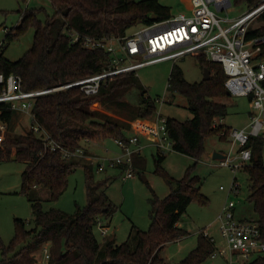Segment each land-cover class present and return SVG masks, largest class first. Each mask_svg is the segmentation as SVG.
<instances>
[{
    "label": "trees",
    "instance_id": "trees-1",
    "mask_svg": "<svg viewBox=\"0 0 264 264\" xmlns=\"http://www.w3.org/2000/svg\"><path fill=\"white\" fill-rule=\"evenodd\" d=\"M55 9L45 25L38 20L37 10H27L20 26L9 30L0 50V74L19 75L24 91H38L67 85L89 78L103 71L109 53L90 51L79 43H72L71 34L95 39L124 38L138 25H151V18L158 22L172 17L171 9L159 0H49ZM263 0H239L250 10ZM261 25L251 29L247 40L264 38V14ZM28 28L34 30L32 48L18 61L4 57L10 42L17 39ZM204 72L210 70V79L200 83H189L183 70L174 65L169 79V91L186 98L188 110L193 118L186 122L167 119V133L175 153L188 156L194 162L181 180H174L161 168L165 154H157V173L163 174L170 186V194L153 204L152 224L148 232L135 226L125 243L118 245L114 239L100 242L98 222L105 221L107 227L116 211L106 194L107 181L95 184L92 165L85 160H66L59 152H51L45 142L33 130L22 135H11L18 116L2 109L0 118L9 122V132L0 143V162L17 161L26 165L22 173V193L30 199L34 189L43 187L50 192L52 201L58 200L68 188V178L79 166L86 170L88 203L72 215L60 210L44 211L42 204L32 201L35 228L26 230L27 222L16 219V236L10 247H2L4 259L0 264H36L34 254L46 245L50 247L52 264H168L162 257L164 247L187 237L189 233L179 226L181 217L193 201L207 203L201 193L200 178L192 175V168L202 159L205 139L221 129L217 119L228 115L222 100L231 96L225 88L226 74L220 64L210 63L203 54H195ZM264 59V45L259 56ZM264 87V81L262 82ZM2 88L0 87V93ZM136 91L140 103L132 105L123 99ZM117 108L129 121L151 118L156 113V102L147 97V90L135 73L121 75L103 85L98 95L85 96L79 88L51 93L37 99L33 113L35 124L40 126L56 142L69 149L82 146L84 141L126 139L130 124L111 121L94 106ZM100 116L101 121H96ZM99 136V137H98ZM222 139L227 137L222 136ZM251 150V162L242 167L249 177L248 202L257 215V222L264 241V139L252 137L246 146ZM135 169L144 170L142 155L134 157ZM138 171V170H137ZM98 230V231H97ZM100 233V232H99ZM101 235V234H100ZM23 242L19 251L13 246ZM215 250L211 239L202 233L197 247L178 264H203ZM12 252V257H7ZM248 264H264L260 256Z\"/></svg>",
    "mask_w": 264,
    "mask_h": 264
},
{
    "label": "rangeland",
    "instance_id": "rangeland-1",
    "mask_svg": "<svg viewBox=\"0 0 264 264\" xmlns=\"http://www.w3.org/2000/svg\"><path fill=\"white\" fill-rule=\"evenodd\" d=\"M159 1L163 6L171 9L172 16L182 12L189 14L186 8L190 5L191 0ZM231 3L232 7L229 11L218 12L220 19L234 22L249 10L246 4L240 3L239 0H231ZM27 10L39 11L37 17L43 25H45L48 17L55 13V9L49 0H0V41L5 40V28L12 30L21 25L22 16ZM231 22L225 21L222 26L228 28ZM260 25L261 22L258 18L252 22L250 29H255ZM141 26L138 25L129 33L132 34ZM33 42L34 30L28 28L17 39L4 45V47L7 46L4 57L12 62L18 61L32 48ZM174 65H178L183 70L184 78L189 83H200L204 80L205 74L195 55H188L177 61L168 60L140 68L137 71V77L147 90V97L156 102V113L151 118L131 122L117 108H107L102 105L93 107L94 110L111 121L129 123L130 127L126 133L128 136H139L141 145L144 147L142 155L146 160L144 170L137 168L138 171L136 170L134 178L123 180L122 170L119 168H107L105 172H99L96 165H92L89 159H85V163H90L93 166L92 176L95 184L104 183L108 180V187L105 188L106 194L112 204L116 206V211L109 222L110 227L107 236L102 237L99 232L96 233L100 242L105 239H114L118 245H121L126 242L134 226L142 232H148L152 224L151 212L154 202L156 200L162 201L170 194L171 188L163 174L156 171L159 152L156 148L150 147L152 141H155L154 136H151L149 131H140L136 124L147 126L149 130L156 129L159 113L162 118H172L180 122H186L193 118L192 113L188 110L186 98L180 94L173 95L168 89L170 74ZM123 100L132 105H137L140 103L141 96L134 91ZM157 100L159 101L157 102ZM222 102L228 108V115L223 118L222 126L230 129L245 128L250 121L249 113L252 109L250 100L245 97H229ZM96 121H101L100 116L97 117ZM14 126L11 135L25 134L30 130L31 120L26 116H17ZM224 132L225 129H221L217 134L210 135L205 139L202 159L192 168V175L198 176L201 180V193L207 198V203L202 205L197 200L193 201L187 212L181 217L179 225L189 235L164 247L162 257L168 264H178L185 259L197 247L199 235L203 231H207L209 236L216 241L217 246L224 245L219 232L218 217L226 203L234 201L237 204L235 209L237 219L256 221L258 218L252 204L248 202L250 183L247 173L241 168L235 174L230 168L220 166L221 160L213 159L216 152L223 153L225 156L231 152V142L228 139H222V136L225 137ZM100 139L102 140L99 137L96 140L82 143L90 158H114L121 153L115 139L98 142ZM165 156L161 168L163 173L174 180H181L194 164L188 156L174 151L166 152ZM25 169L26 165L22 162H0V261L4 259L2 247H10L16 236V219L25 220L28 231L35 228L32 201L40 202L44 211L60 210L70 215L76 213L78 208L83 209L88 203L87 175L83 167H77L69 176L67 190L55 201L50 199V192L43 187L34 189L30 194L32 201L22 193V173ZM235 178L241 186V193L239 196L229 197L228 190ZM221 187L226 190L222 191ZM22 247L23 242H18L13 246V251H19ZM42 251L34 254L36 264L43 263ZM12 255L11 252L7 257L10 258ZM203 264L228 263L222 258L215 260L209 258Z\"/></svg>",
    "mask_w": 264,
    "mask_h": 264
},
{
    "label": "built area",
    "instance_id": "built-area-1",
    "mask_svg": "<svg viewBox=\"0 0 264 264\" xmlns=\"http://www.w3.org/2000/svg\"><path fill=\"white\" fill-rule=\"evenodd\" d=\"M231 7V0H191L189 14L182 12L162 22L142 25L124 38L95 39L73 33L72 43H79L90 51L102 50L109 53L103 71L71 84L38 91H24L23 80L19 75L0 74V114L2 109H5L18 116L28 117L31 120L30 129L36 136L45 142L51 152L61 153L66 160L89 159L92 165L97 166L99 172H105L107 168H119L122 170L123 180L132 179L136 173L134 157L142 155L144 150L138 136L115 139L121 149L117 157L92 159L83 146L76 149L66 148L35 124L33 109L37 99L70 88H79L85 96L94 97L100 93L105 83L121 75H137L140 68L148 65L203 54L210 63L223 67L226 74L225 88L231 97H245L251 101L252 109L247 128L229 129L224 133L234 148L231 154L220 161V166L228 167L236 174L251 162V150L246 148L250 139H264V59L259 58L264 38L247 40L252 22L264 14V0L234 22L220 19L218 12L229 11ZM225 21L231 22L228 28L222 26ZM8 31L9 29L5 28V32ZM2 47L3 41H0V50ZM158 116L159 122L153 133L156 139L151 146L159 153L165 154L173 151V144L167 133V119L162 118L160 113ZM221 124L222 120L217 119L214 126ZM8 132L9 122L0 118V143L4 142ZM221 190L226 189L221 187ZM228 193L229 197L240 195L241 186L236 178ZM236 205L234 201L226 203L218 217L219 232L224 245L217 246L207 231L201 233L215 245L211 259L222 258L228 264L250 263L264 256V241L257 221L236 218ZM97 228L102 237L107 236L109 227L105 221L100 220ZM42 250L41 264H52L49 245Z\"/></svg>",
    "mask_w": 264,
    "mask_h": 264
},
{
    "label": "crops",
    "instance_id": "crops-1",
    "mask_svg": "<svg viewBox=\"0 0 264 264\" xmlns=\"http://www.w3.org/2000/svg\"><path fill=\"white\" fill-rule=\"evenodd\" d=\"M190 8H191V3H190V5L186 8L187 9V12H190ZM249 99V98H248ZM250 100V99H249ZM250 103H251V101H250ZM251 113V112H250ZM250 113H249V116H250ZM222 120V122L224 121L223 119H221ZM223 124V123H222ZM249 124V123H248ZM136 126L139 128V130L140 131H144V130H146L147 132L149 131V133H151L152 135L151 136H154V140L156 139V136L153 134L155 131H156V129H151V130H149L148 129V127L147 126H144V125H142V124H139V123H137L136 124ZM248 126V125H247ZM247 126L245 127V128H247ZM229 128V127H228ZM244 129V128H243ZM132 136V135H131ZM133 136H136V135H133ZM128 137H130V135L128 136L127 135V138ZM139 137V136H138ZM102 141H104V140H99L98 142H102ZM98 142H95L96 144L98 143ZM152 143H153V141H152ZM232 144V143H231ZM150 147H152V146H150ZM234 147H233V145H232V148H231V150L233 149ZM237 151V148L235 147V152ZM234 151H233V154L235 153ZM216 153H218V152H216ZM215 154V153H214ZM219 154H222L223 156H225L223 153H219ZM229 154H231V153H229ZM142 157L144 158V156L142 155ZM226 157V156H225ZM224 157V158H225ZM213 159H214V155H213ZM216 160V159H215ZM223 160V159H222ZM221 160V161H222ZM241 220H244V219H241ZM109 224V223H108ZM107 225V224H106ZM180 226V225H179ZM109 227H110V225H109Z\"/></svg>",
    "mask_w": 264,
    "mask_h": 264
},
{
    "label": "water",
    "instance_id": "water-1",
    "mask_svg": "<svg viewBox=\"0 0 264 264\" xmlns=\"http://www.w3.org/2000/svg\"><path fill=\"white\" fill-rule=\"evenodd\" d=\"M151 20H152V22H156L157 21V17L156 16H153L152 18H151ZM204 74H205V76H204V80H209L210 79V70L209 69H205L204 70ZM228 95H229V93H228ZM230 96V95H229ZM224 157L225 156H223L222 154H219V153H215L214 154V159H216V160H222V159H224Z\"/></svg>",
    "mask_w": 264,
    "mask_h": 264
}]
</instances>
